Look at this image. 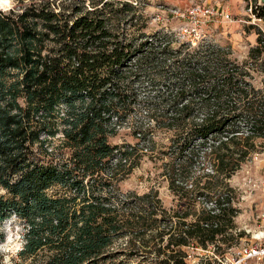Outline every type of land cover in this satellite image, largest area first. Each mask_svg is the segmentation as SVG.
Instances as JSON below:
<instances>
[{
	"label": "trees",
	"instance_id": "trees-1",
	"mask_svg": "<svg viewBox=\"0 0 264 264\" xmlns=\"http://www.w3.org/2000/svg\"><path fill=\"white\" fill-rule=\"evenodd\" d=\"M14 1L0 11V243L13 214L26 228L12 264H113L131 251L187 264L191 245H238L231 179L264 152L253 74L264 35L239 63L228 47L148 36L130 0ZM124 127L136 142L112 144ZM146 155L178 198L169 215L155 188L121 191Z\"/></svg>",
	"mask_w": 264,
	"mask_h": 264
},
{
	"label": "rangeland",
	"instance_id": "rangeland-1",
	"mask_svg": "<svg viewBox=\"0 0 264 264\" xmlns=\"http://www.w3.org/2000/svg\"><path fill=\"white\" fill-rule=\"evenodd\" d=\"M69 3L72 0H63ZM89 3V0H85ZM133 4L138 3L136 14L138 21L145 25L144 31L148 36L156 32L170 34L178 42H190L192 46L199 44H215L228 47L232 51L231 56L239 63L248 59L249 50L257 44L259 33L264 35V18L257 20L253 17L254 9L259 4V0H130ZM14 8H19V3L14 1ZM201 9H210L215 12H229L230 20L216 19L217 16H204L199 12ZM192 11H196L193 14ZM262 12H264L262 10ZM193 15L200 21L193 22ZM256 15V14H255ZM257 17V16H256ZM149 38V37H148ZM264 60V54H263ZM254 83L262 87L264 85V72H254ZM145 92L147 89H143ZM158 139L166 142V133H161ZM112 144L135 143L131 130L124 127L119 134L110 138ZM155 158L149 155L142 156L138 166L120 182L121 191L125 194L137 193L142 195L149 192L153 187L158 191L163 208L169 215L172 209L177 208L179 203L168 188V182L161 175L162 169L159 167L162 162L155 165ZM253 180L250 183V180ZM231 184L239 192V206L241 213L236 218L240 230L245 232V238L252 239L253 235L264 232V152L255 154L250 160L242 165V168L233 176ZM256 184V185H255ZM202 198L197 197V202H202ZM200 208L201 205H196ZM15 217L13 220L12 218ZM12 221L11 227L15 232L17 226L21 229V248L24 244V233L26 231L25 222L13 214L1 225V231L6 240L7 227ZM250 232L248 233L247 231ZM125 240L116 242L115 248L121 249L125 246ZM219 244V243H217ZM188 252L187 264H215L222 254L216 253V246L211 245L207 250L191 245L186 248ZM18 254V253H17ZM16 254V255H17ZM138 255L135 251L128 252L116 257L113 264H155L154 255L142 253ZM16 257V256H13ZM146 258L145 261H143ZM108 264H111L108 263Z\"/></svg>",
	"mask_w": 264,
	"mask_h": 264
},
{
	"label": "built area",
	"instance_id": "built-area-1",
	"mask_svg": "<svg viewBox=\"0 0 264 264\" xmlns=\"http://www.w3.org/2000/svg\"><path fill=\"white\" fill-rule=\"evenodd\" d=\"M204 16H217L216 19H219L220 16L222 19L230 20L231 14L229 12H215L210 9H201L199 10ZM193 14H196V11H192ZM257 20H262V18L256 17ZM195 15H193V22L199 23ZM252 179L250 183H252ZM256 185V184H255ZM264 221V218H263ZM240 230V229H239ZM248 233L250 232L247 231ZM243 240V238H241ZM215 264H264V232L253 235L252 239L245 238L244 241L238 245L230 248L226 253L222 254L221 257L217 259Z\"/></svg>",
	"mask_w": 264,
	"mask_h": 264
},
{
	"label": "clouds",
	"instance_id": "clouds-1",
	"mask_svg": "<svg viewBox=\"0 0 264 264\" xmlns=\"http://www.w3.org/2000/svg\"><path fill=\"white\" fill-rule=\"evenodd\" d=\"M14 0H0V11L8 13L14 8ZM3 192V189H0V193ZM13 220L15 217L12 218ZM12 221H9V226L7 227V235L4 243H0V254H3V261L0 264H12L13 256L21 250V241L20 231L21 229L17 226L15 232L11 227Z\"/></svg>",
	"mask_w": 264,
	"mask_h": 264
},
{
	"label": "water",
	"instance_id": "water-1",
	"mask_svg": "<svg viewBox=\"0 0 264 264\" xmlns=\"http://www.w3.org/2000/svg\"><path fill=\"white\" fill-rule=\"evenodd\" d=\"M260 5H264V0H259Z\"/></svg>",
	"mask_w": 264,
	"mask_h": 264
}]
</instances>
